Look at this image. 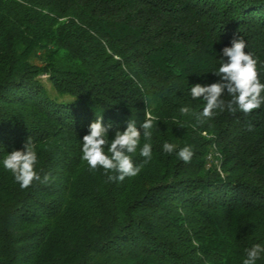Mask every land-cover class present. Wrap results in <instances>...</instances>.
<instances>
[{"label":"trees","instance_id":"trees-1","mask_svg":"<svg viewBox=\"0 0 264 264\" xmlns=\"http://www.w3.org/2000/svg\"><path fill=\"white\" fill-rule=\"evenodd\" d=\"M240 37L264 83V0H0V264H243L264 246V104L209 119L190 94ZM146 110L138 175L82 160L98 118L113 140ZM30 138L53 180L22 189L2 162Z\"/></svg>","mask_w":264,"mask_h":264},{"label":"clouds","instance_id":"clouds-1","mask_svg":"<svg viewBox=\"0 0 264 264\" xmlns=\"http://www.w3.org/2000/svg\"><path fill=\"white\" fill-rule=\"evenodd\" d=\"M246 41L240 37L232 41L231 47L223 49V57L220 67L213 73L220 77V82L209 86L197 84L191 87L190 94L193 99H200L206 102L201 116L203 118H213L217 111L225 110L235 114L237 109L245 114H250L253 110L259 109L264 104V83L260 80L258 61L250 53H246ZM227 94L231 97L225 101L222 97ZM182 114H189L192 109L183 107ZM145 121L138 128L135 120H130L127 129L123 132L117 131L115 138L109 140V130L103 123V118H98L90 125L89 134L83 137L82 160L85 161L92 170L102 168L108 180L123 182L126 177H134L141 171L142 166L136 165L131 154L135 153L141 144V139L148 141L152 136V129L156 117L146 110ZM143 129V134L139 129ZM165 152L171 154L175 145L165 142L163 145ZM140 155L145 158L144 163H148L152 158V146L144 143ZM194 155L190 146L181 148L178 157L184 162L191 161ZM3 167L10 171L22 189H27L34 182L49 183L53 180L50 175L43 178L37 172L38 154L35 144L31 138L24 145V150H14L3 159ZM109 172L114 173L108 175ZM264 254V246L253 245L247 250V257L243 264H256Z\"/></svg>","mask_w":264,"mask_h":264},{"label":"built area","instance_id":"built-area-1","mask_svg":"<svg viewBox=\"0 0 264 264\" xmlns=\"http://www.w3.org/2000/svg\"><path fill=\"white\" fill-rule=\"evenodd\" d=\"M210 160H212V157H210Z\"/></svg>","mask_w":264,"mask_h":264}]
</instances>
